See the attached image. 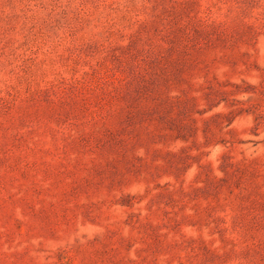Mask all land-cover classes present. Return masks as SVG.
I'll return each instance as SVG.
<instances>
[{"label":"rangeland","instance_id":"obj_1","mask_svg":"<svg viewBox=\"0 0 264 264\" xmlns=\"http://www.w3.org/2000/svg\"><path fill=\"white\" fill-rule=\"evenodd\" d=\"M0 264H264V0H0Z\"/></svg>","mask_w":264,"mask_h":264}]
</instances>
